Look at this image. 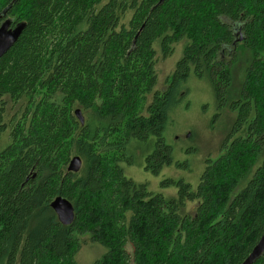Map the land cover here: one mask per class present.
I'll return each mask as SVG.
<instances>
[{"label": "trees", "instance_id": "trees-1", "mask_svg": "<svg viewBox=\"0 0 264 264\" xmlns=\"http://www.w3.org/2000/svg\"><path fill=\"white\" fill-rule=\"evenodd\" d=\"M5 21L25 28L0 59V264H77L76 234L105 248L94 264H242L264 232V0H0ZM184 41L160 92L155 47L167 57ZM240 46L252 61L230 99ZM191 74L236 116L195 188L167 178L174 196L152 193L123 166L186 168L165 131ZM57 196L71 225L50 208Z\"/></svg>", "mask_w": 264, "mask_h": 264}, {"label": "rangeland", "instance_id": "rangeland-1", "mask_svg": "<svg viewBox=\"0 0 264 264\" xmlns=\"http://www.w3.org/2000/svg\"><path fill=\"white\" fill-rule=\"evenodd\" d=\"M184 44L185 41L176 44L172 54L167 57L163 56L158 45L155 47L158 91L168 90L169 79L182 57ZM252 55V52L240 46L235 56L231 58L233 80L229 90L230 99H235L241 94L245 72L252 61ZM225 62L227 63L228 60ZM228 104L230 103L218 109L209 80L206 77L198 78L191 74L178 87L175 103L167 115L165 131L166 143L172 147L173 162L185 164L186 168H178L173 164L164 167L158 175H153L137 166H123L125 176L136 184H147L148 190L152 193H160L168 197H173L176 191L174 188L162 189L160 182L164 179H182L195 188L205 169V163L208 160H215L222 154V141L229 133L236 116L229 110ZM217 114L218 117L215 118ZM261 162L262 156L255 168ZM245 184L246 181L241 182L236 192L240 191ZM194 207V204L187 206L189 214L194 213ZM76 239L79 242L78 250L74 254L77 264H94L106 252L101 245L91 241L90 234H76ZM126 249L131 253L130 246H126Z\"/></svg>", "mask_w": 264, "mask_h": 264}, {"label": "water", "instance_id": "water-1", "mask_svg": "<svg viewBox=\"0 0 264 264\" xmlns=\"http://www.w3.org/2000/svg\"><path fill=\"white\" fill-rule=\"evenodd\" d=\"M162 1V0H161ZM25 28V24H18L11 28L9 22L5 21L0 26V59L13 47L17 42L21 33ZM241 42V38L238 39ZM74 115L81 125L84 124V116L81 109L77 108ZM82 168V160L79 156H73L67 166V171L78 173ZM50 208L57 216L59 223L64 226L71 225L74 221L75 214L72 204L65 198L57 196L50 203ZM264 256V232L262 233L257 244L253 247L250 254L242 262V264H254L256 260Z\"/></svg>", "mask_w": 264, "mask_h": 264}]
</instances>
